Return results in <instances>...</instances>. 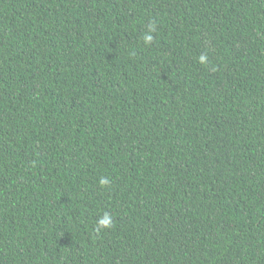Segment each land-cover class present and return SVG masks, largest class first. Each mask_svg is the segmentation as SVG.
I'll return each mask as SVG.
<instances>
[{
    "label": "trees",
    "instance_id": "16d2710c",
    "mask_svg": "<svg viewBox=\"0 0 264 264\" xmlns=\"http://www.w3.org/2000/svg\"><path fill=\"white\" fill-rule=\"evenodd\" d=\"M0 264H264V0H0Z\"/></svg>",
    "mask_w": 264,
    "mask_h": 264
},
{
    "label": "clouds",
    "instance_id": "9594fccd",
    "mask_svg": "<svg viewBox=\"0 0 264 264\" xmlns=\"http://www.w3.org/2000/svg\"><path fill=\"white\" fill-rule=\"evenodd\" d=\"M148 39L150 40V39H151V37H149ZM103 223H104V224H107V223H108V221H104Z\"/></svg>",
    "mask_w": 264,
    "mask_h": 264
}]
</instances>
